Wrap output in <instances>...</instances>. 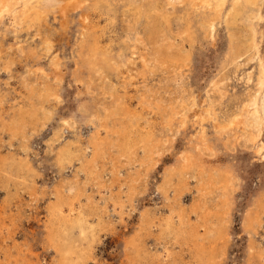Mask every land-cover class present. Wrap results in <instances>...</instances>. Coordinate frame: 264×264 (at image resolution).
<instances>
[{
    "label": "rangeland",
    "instance_id": "obj_1",
    "mask_svg": "<svg viewBox=\"0 0 264 264\" xmlns=\"http://www.w3.org/2000/svg\"><path fill=\"white\" fill-rule=\"evenodd\" d=\"M128 1L68 2L67 13L49 11L40 30L16 25L8 15L0 21V264H263L264 152L258 154L237 128L221 129L252 92L258 71L249 51L226 64L233 28L225 17L233 0H225L211 35L198 23L208 9H189L186 24L179 0H134L150 8L148 17ZM159 8L168 14L164 27L177 41L187 27L196 35L193 45L184 42L185 58L168 71L150 70L149 42L146 60L134 54V64L128 62L126 44L137 33L145 35ZM246 23L238 18L234 27L244 32ZM251 23L263 55L264 0ZM87 40L105 53L91 67ZM187 99L196 108L185 117L170 116V108ZM118 101L125 110L105 115ZM209 105L213 113L207 116L203 109ZM130 116L127 138L149 136V155L141 142L132 159L116 145ZM94 140L103 144L98 154L90 149ZM187 162L202 167L191 165L188 176L224 175L228 185L207 180L203 187L191 176L176 185L174 169ZM167 173L172 181L164 191L160 184ZM58 198H69L73 216L80 212L89 221L86 234L69 225L63 231V219L51 222ZM175 201L192 225L198 222L192 203L209 229L224 221L227 236L213 243L210 261L198 262L195 242L161 228L170 216L176 223ZM197 230V244L211 247L208 235H202L205 228ZM58 243L69 247L66 259Z\"/></svg>",
    "mask_w": 264,
    "mask_h": 264
},
{
    "label": "bare ground",
    "instance_id": "obj_2",
    "mask_svg": "<svg viewBox=\"0 0 264 264\" xmlns=\"http://www.w3.org/2000/svg\"><path fill=\"white\" fill-rule=\"evenodd\" d=\"M179 1L182 2L186 7L185 11L182 14V18H183V20L186 21V24H190V22L188 21L189 20V14H190L189 9H193V8L197 9L200 7H203L204 9H208L207 13H205L204 11L201 12V14L203 16L200 18L198 23L206 35H211V33L215 27L216 22L220 20L222 7H223L225 0H179ZM68 2L71 5V2H75V0H69ZM68 2L66 3L65 0H0V21L3 19V16L5 17V15L6 16L8 15L12 18V22L16 25L19 23L21 24V22H23V23H27L29 25V27H32V26L36 27V28L38 27L37 29L40 30V27H41L40 25L42 23H45L44 20H45L46 15L48 14V12L49 11L53 12L56 10H59L60 12H66L67 4H69ZM128 2H129V5H131L132 3L135 4L134 0H129ZM260 3H261V0H233L232 1V7H231V9H229L230 11L227 13V15L225 17V22L227 23V25H229L230 27L233 28V30L230 34L229 50L227 53L228 57L226 60L227 61L226 64L234 61L236 59V57L241 55L242 53L249 51V53H250L249 58H252L254 56L257 58L258 71L256 74L257 76L255 79V85L253 87V90H252V92H250L248 94L246 100L242 103L241 107L239 108V111L237 113H235V115L231 116L228 119V121H226L225 123H223L221 125V129H225V131L232 129V128H237L239 130V135L244 136L246 140L252 141V143L256 146V152L258 154H261L262 152H264V143L260 141L261 135H264V54L262 55L260 53L259 46L257 44H255L254 31H253L254 27H253L251 21L254 17L258 16ZM68 7H69V5H68ZM74 9H75V7H74ZM134 9L138 14L145 15L146 17H148V12H150L149 7H144L140 4H135ZM68 10H69V8H68ZM159 10H160V13L156 16L158 18H161L164 21L159 22L157 17L154 20V19H150V16H149L150 21L147 18L149 21V24L146 25V27H145L146 28L145 35L142 36V35L137 33L134 36V38L130 40V43L126 44L127 48H129V51L131 54L130 58H128V62L131 64H134V57H133L134 54H137L140 59L146 60L147 59V58H145L146 52L143 49L145 48V46H148L147 44L149 42L151 44V46L149 47L150 48L149 49V55H148V59L146 60V62H147V65L150 67V70L154 71L155 68H157V69L161 68L160 70H162V71H168V69L170 67H175V65H178V63L185 58L184 56L186 54H184V53H186L185 52L186 50H185L184 42L188 41L189 46L193 45V43L196 39V35H195V31L193 29L189 30L190 27H187L183 31L184 34L181 36V40L177 41V39H175L173 36H171L169 34V32L167 31V28L164 27L165 22L168 20V16H167L168 14L166 15L164 9L162 10L159 8ZM52 15H54V14H52ZM149 15H151V14H149ZM62 16L64 17V15H62ZM84 18H86V17H84ZM238 18L241 20L250 22V24L249 23L244 24V25H246V26H244L245 29H243L244 32H240L239 30L237 31V29H236V27H237L236 24H237ZM234 26H236V27H234ZM17 27H19V26H17ZM241 31H242V29H241ZM245 32H246V34H244ZM240 35H242V36L244 35V38L243 39L239 38ZM48 40H49V38H48ZM49 42L51 43V41H49ZM50 43H47V44L50 45ZM45 44H46V42H45ZM49 45H48V47H49ZM86 45H87V51H88L86 60L88 61L89 67H91L92 65H95V60L98 57L97 56L98 54L100 56L102 54L103 56H101V58L103 60L105 59V57H104L105 53L103 51L100 52V48L98 47L97 43H95L94 40L93 41L87 40ZM50 47H51V45H50ZM187 52H189V51H187ZM119 67H120V63H116V65L114 67L116 72H118ZM99 69H101V68L99 67ZM127 69H128L127 70L128 72L133 70L134 69L133 65L129 68L127 67ZM131 75H133V74H131ZM110 87H112V85H110ZM217 88L218 87L215 84L214 90ZM144 101H145V99H144ZM194 105H195V103L193 100H188V99L183 100L182 103L180 105H178V107L172 106V108H170V113H171L170 116H173L177 112H180L181 113L180 115L182 117H185L189 110H194L196 108V107L193 108ZM158 108L162 109L163 112L165 111V107L161 103H158ZM107 110H108V108H107ZM121 110H125V108H124L123 104H121L120 101H118L115 104H113V108L109 110L110 113L106 111L105 115L121 114L122 113ZM203 113L207 116H210L211 113H213L212 112V106L209 105L207 108L203 109ZM224 113H225V111H224ZM127 115H129V113H127ZM201 118H202V116H201ZM131 119H132L131 116L127 119L126 124L124 126V130L123 129L118 130L119 134L120 135L122 134L124 139L121 140L116 145L121 150V152H122L121 154H124V155H126L127 158L132 159V157H134V155L136 153V150H135L136 144L141 142L140 146L143 149L145 155H149L151 153V150L153 149V146L151 144V139L149 136L141 137V139H137V138L131 139L130 136L127 138V134L132 133L131 126H133V124L131 122ZM90 144H91L90 149L93 151V154H98V153L102 152V146H101V145H103L102 142L94 140V141H91ZM191 165H193L194 168L201 167V164H199L198 162L197 163L196 162H194V163L193 162L192 163L187 162V163H182L178 168L174 169V173L176 174V178H177V175L179 176L177 183H175L176 185H178L179 182L181 183V181H184L185 178H188L189 176L194 177L196 180V183L199 186H203V187L207 184V180H209V181L211 180L213 183L218 182L221 184V186L223 184V187L228 185V183H227L228 180L224 175H218V174L212 175V174H209L208 172L207 173L204 172L206 174L205 175L203 173V171H200V172L197 171L199 174L188 176L189 168L191 167ZM202 173L204 176L202 175ZM171 176L172 175L167 173L164 176V178L160 184V188H162L164 191H167L166 188L168 187L169 182L172 181ZM216 176H219V177L216 179ZM212 182H210V183H212ZM215 185H217V184H215ZM133 186H135V185L133 184ZM171 186H173V185H171ZM217 188H218V186H217ZM210 189H211V187H210ZM215 189H216V187H215ZM215 189L212 188V190H215ZM197 190H199V189L197 188ZM201 190H202V188H201ZM56 191H60V190H56ZM71 202L72 201L69 198L68 199L58 198L57 202L55 204H53L52 208H51V222H57V220L59 222L60 220L63 219L62 225H61V228L63 229V231L67 228L66 226H68V225L71 227L76 226L80 229L81 235L83 236L84 234H86L84 232L90 227V224L88 223L89 221H87L85 216L81 215L79 211H78L79 212L78 216H73L72 211H74V207L72 206ZM63 205L69 206L68 211L64 212L61 210ZM175 206H177V207H175ZM263 206H264V204H263ZM190 207H191V211L197 215V220H198L197 225L196 224L192 225L191 222H189L188 213H186L183 205L180 204L179 201L178 202L175 201V204H174V207L172 208V211L174 213H176V216H177L176 217V219H177L176 223L172 219L173 217L168 215V217L169 216L170 217L167 219L165 227H161V228H164V230H167V231H170L171 233H173L174 234L173 236H175V238H178V237L183 238L184 237L186 242H188V241L195 242L196 245L195 244L194 245L196 248V254H197V256H198V254L200 256V257H197L198 262L199 261L205 262L204 258H207L210 261L211 256L213 254L212 251L215 247V246H213V243H215L220 238L227 236V231L225 230L224 221L221 222L220 225H218V226L215 225L211 229H209L210 224L207 222V220H203V218L200 215H198L200 208L198 209V207L194 203H192L190 205ZM208 216H211V215L208 214ZM208 216H206V217L208 218ZM208 219L210 220V218H208ZM145 223H147V221ZM199 226H202L205 228L206 231L202 235H206V236L208 235L207 238L208 239L210 238V242L212 243L211 247L204 246V244L202 242H201V244H197L196 241H198L197 239L200 236V234L197 230V228ZM206 226H208V227H206ZM55 236L58 239H62L61 232H57L55 234ZM57 248L62 252V258L66 259L69 252H70L69 247H67L66 245H64L62 243H58Z\"/></svg>",
    "mask_w": 264,
    "mask_h": 264
}]
</instances>
